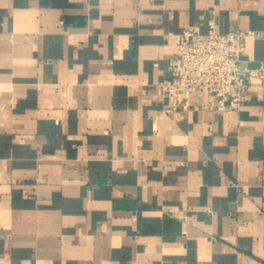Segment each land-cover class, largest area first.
Segmentation results:
<instances>
[{
  "label": "crops",
  "instance_id": "obj_1",
  "mask_svg": "<svg viewBox=\"0 0 264 264\" xmlns=\"http://www.w3.org/2000/svg\"><path fill=\"white\" fill-rule=\"evenodd\" d=\"M264 0H0V264H264V85L168 111L176 35Z\"/></svg>",
  "mask_w": 264,
  "mask_h": 264
},
{
  "label": "built area",
  "instance_id": "obj_2",
  "mask_svg": "<svg viewBox=\"0 0 264 264\" xmlns=\"http://www.w3.org/2000/svg\"><path fill=\"white\" fill-rule=\"evenodd\" d=\"M254 33L241 28L220 33L212 21L205 31L194 25L179 32L177 52L169 60L170 76L160 82L171 102L167 110H240L249 86L264 85V64L249 68L243 58L246 37Z\"/></svg>",
  "mask_w": 264,
  "mask_h": 264
},
{
  "label": "water",
  "instance_id": "obj_3",
  "mask_svg": "<svg viewBox=\"0 0 264 264\" xmlns=\"http://www.w3.org/2000/svg\"><path fill=\"white\" fill-rule=\"evenodd\" d=\"M245 63L246 62H243L242 66H244ZM246 64H247V67H249V68H254V67H257L259 65L257 62H247Z\"/></svg>",
  "mask_w": 264,
  "mask_h": 264
}]
</instances>
